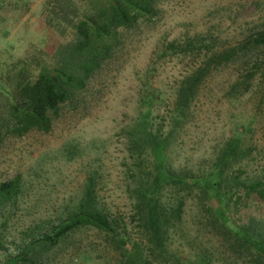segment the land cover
Here are the masks:
<instances>
[{
	"label": "rangeland",
	"instance_id": "1",
	"mask_svg": "<svg viewBox=\"0 0 264 264\" xmlns=\"http://www.w3.org/2000/svg\"><path fill=\"white\" fill-rule=\"evenodd\" d=\"M86 6V0L0 1V97H5L12 76L21 67L36 76L51 66L56 49L73 39V25ZM262 29L264 0H170L161 6L154 24L124 33V48L91 83L82 107L63 109L49 133L31 132L0 148V183L18 178L22 187L13 205L0 208V264L16 255L35 224L54 222L72 208L90 175L95 177L97 201L126 236L125 250L137 259L146 258V251L140 249L145 246V234L134 202V187L141 181L134 173L150 160L132 159L126 139L137 115V101L148 85L162 97L153 115L164 125V133H172L166 151L172 169L204 173L223 143L239 137L249 153L244 170L261 171L264 88L254 86L243 96L229 98L235 68L214 71L192 104L186 123L174 129L169 122L174 88L192 56H176L166 52L165 46L174 41L184 49V42L195 36L216 46L229 45ZM259 58L264 59V51ZM166 193L163 201L170 203L172 196ZM210 203L218 207L214 200ZM198 205V200L186 201L180 229L169 234V252L191 260L195 250L204 249L219 261L214 264H240L232 263ZM216 211L221 221L236 225L264 220V202L254 200H244L237 208L230 202L224 214L219 207ZM125 250L117 248L110 235L81 229L38 264H122Z\"/></svg>",
	"mask_w": 264,
	"mask_h": 264
},
{
	"label": "trees",
	"instance_id": "2",
	"mask_svg": "<svg viewBox=\"0 0 264 264\" xmlns=\"http://www.w3.org/2000/svg\"><path fill=\"white\" fill-rule=\"evenodd\" d=\"M169 1L86 0V10L73 25V39L56 49L51 66L42 68L36 76L21 67L12 76L11 88L5 97H0V148L8 140L31 132L47 134L63 109L82 107L91 83L124 48L123 34L154 24L161 15V6ZM183 48L174 41L165 46L166 52L176 56H192L191 65L174 88L169 117L174 129L186 123L192 104L214 71L235 68L227 91L229 98L243 96L254 86L264 88V59L259 58L264 51V29L223 46L195 36L185 41ZM161 100L156 88L148 85L137 101V115L129 125L126 139V151L132 159L150 160L134 173V178L141 181L134 187L135 210L145 234V246L142 249L139 244L136 250L146 251V258L137 259L125 250L126 236L119 233L116 219L97 201L95 177L90 175L79 201L56 221H42L29 229L16 255L7 256L4 264L42 263L50 251L81 229L110 235L116 247L125 250L122 264L219 262L204 249L195 250L191 260L169 252V234L180 229L188 200H198L212 234L221 237L232 263L264 264V220L252 219L244 226L236 225L221 221L216 211L219 207L223 214L227 213L230 202L236 208L244 200L264 202V168L247 173L242 164L249 157L248 149L239 137H232L223 143L206 172L195 175L187 169H172L166 153L172 133H164V125L157 123L153 115ZM21 192L18 178L0 183V208L13 205ZM166 192L172 196L170 203L163 201ZM211 200L216 202V209Z\"/></svg>",
	"mask_w": 264,
	"mask_h": 264
}]
</instances>
